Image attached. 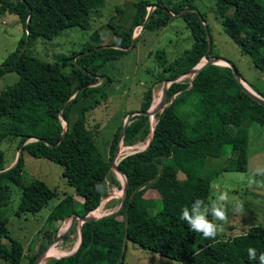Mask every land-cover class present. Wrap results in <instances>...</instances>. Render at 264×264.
Masks as SVG:
<instances>
[{"label":"trees","instance_id":"1","mask_svg":"<svg viewBox=\"0 0 264 264\" xmlns=\"http://www.w3.org/2000/svg\"><path fill=\"white\" fill-rule=\"evenodd\" d=\"M167 1L134 2L129 26L124 30L116 25L115 39L106 44L110 51L107 59L118 57L133 40L135 44V25L143 23V29H158L170 21L171 12H180L192 45L173 59L163 49L155 51L160 71L154 84L187 73L201 60L208 46L202 22L210 35L204 13L199 10L201 20L194 11L182 12L194 6L192 0ZM104 4L105 0H0V13L15 14L24 31L15 49L0 63V78L8 72L18 75L13 84L0 92V124L7 123L5 130L0 131V142L6 136L17 137L21 150L60 164L63 176L75 194L82 197L79 210L72 195L63 198L48 214L50 223H62L74 214L84 216L96 209L108 194L107 181L120 187L111 173V162L123 121L116 127L105 158L86 125L85 114L107 99L111 78L104 76L103 81L83 88L68 101L80 87L98 82L102 61L89 66L84 60L85 53L104 46L97 33L95 39L91 38L93 42L84 43L68 55L56 54L53 62L32 55L30 47L38 37L50 40L66 28H90L93 13ZM148 5L154 8L145 21ZM116 10L120 11L119 7ZM213 10L240 51L250 57L256 68L264 70V0H216ZM211 45L210 55L218 56L213 51L212 38ZM252 89L264 97L263 92ZM152 99L153 85L144 91L139 110L148 109ZM167 101L171 103L155 114L157 121L148 146L118 162L129 180L122 207L112 216L84 222L78 249L52 257L46 264H124L127 241L180 264H259L258 257L264 253V225H252L229 238L218 233L214 238H204L202 233L191 231L180 217L185 207L191 214L197 199L202 201L200 208L207 207L208 216H212L213 202L209 197L213 175L203 174L206 161L221 156L224 145H229L233 156L223 169L246 171L249 127L253 122L264 126V107L240 88L229 66L217 64L202 68L191 82H171ZM80 102L78 116L71 121L70 113ZM151 128L147 115H134L126 127L123 145L147 140ZM29 138L34 139L25 142ZM23 165L21 155L11 168L0 172V207L9 202L10 184H14L21 190L17 214L35 213L55 195V190L37 178L26 182ZM7 167L0 149V171ZM150 189H155L161 200V207L154 213L155 202L145 195ZM6 224L7 218L0 214V260L20 264L25 257L28 264H33L44 244L34 254H25L24 246L10 236ZM5 238L9 246L3 242ZM249 248L256 249L257 260L249 259Z\"/></svg>","mask_w":264,"mask_h":264},{"label":"rangeland","instance_id":"2","mask_svg":"<svg viewBox=\"0 0 264 264\" xmlns=\"http://www.w3.org/2000/svg\"><path fill=\"white\" fill-rule=\"evenodd\" d=\"M136 1L105 0L104 6L93 13L90 28L82 29L77 26L66 28L50 40L38 37L34 45L30 47L32 55L53 62L56 54L68 55L72 51H78L84 43L93 42L91 38L95 39V33L101 37V43L104 46L97 47L96 51L92 50L93 52L85 53L84 60L89 66L97 61H102L98 72L103 78L98 79V83L103 81L106 75L111 78L112 82L106 88L107 99L88 110L85 117L86 125L93 133L96 144L105 158L108 156L109 142L117 125L121 120L124 121L126 112L128 114L139 110L144 91L153 85L154 100L152 106L155 105V102L158 103L155 101L156 97L161 98L163 81L154 84L155 76L160 71V65L154 54L155 51L163 49L166 51L167 57L173 59L185 48H189L193 42L190 31L183 19L179 15H173L165 26L158 29H143L141 26L139 33L133 37H137L135 44L133 41L124 54L107 59L110 51L106 44L115 39L116 34L114 32L118 31L116 25H121L124 30L129 26L134 12L133 4ZM164 1L168 3L167 0ZM215 1L192 0L194 7H197L206 15L214 53L218 57L232 62L247 84L264 93V70L256 68L250 57L242 53L238 45L226 34L219 19L214 15ZM116 7H119L120 11H117ZM149 8L153 9L154 6L149 5ZM171 14L174 13L171 12ZM23 33L21 23L15 14L0 13V63L10 51L15 49ZM94 42H97V40H94ZM190 78V75L184 74L178 78V81H189ZM17 79L18 75L15 72L4 74L0 78V92ZM80 104L82 102L73 107L70 113L71 121L77 118V107ZM153 117L155 124V115ZM150 124L152 126L151 117ZM6 127L7 123L0 124V131L5 130ZM227 131L230 132V130ZM18 142L17 137L6 136L2 138L0 149L3 152L4 163L9 164V166L13 165L18 154L21 153L24 161L22 172L24 180L29 182L37 178L44 181L49 188L55 190V195L39 211L17 214L16 209L21 190L16 185L10 184V200L6 205L0 207L1 216L7 218L6 225L10 236L22 243L25 254L32 255L38 251L40 245L44 244L45 247L49 244L55 238L54 234L56 236L63 234L69 227L71 218L64 220L62 223L48 222L46 218L50 211L63 198L70 195L73 196L77 210H79L82 197L75 194L74 187L63 176V167L60 164L47 158L32 156L26 150H21L20 147L19 149ZM138 142H140V146L146 145L147 140ZM117 145L119 148L121 145L126 146L123 145L122 140ZM125 148L129 147L126 146ZM230 156H233V153L229 145H224L222 155L209 158L203 170V174L213 175L211 178L210 201L219 203L218 197L227 193L228 199L225 202L226 220L215 221L212 216H208L210 221L217 224V233L224 238L240 234L252 225H264V126L253 122L249 127L246 171L224 170L223 167ZM111 173H114L120 187L107 181L108 194L102 198V200L107 198L102 206V214L115 210L120 203L123 181L118 178L113 169H111ZM117 193L119 194L117 197L110 196ZM145 195L155 202L153 213L156 212L161 207V200L156 190L150 189ZM55 227L56 232H54ZM78 235L79 221L76 220L71 230L61 240L52 245L61 252L69 253L78 242ZM3 242L9 246L8 239H3ZM52 257L55 256L44 257L40 264H46ZM0 264L11 263L0 260ZM20 264H28L27 259L24 257ZM124 264H180V262L127 241Z\"/></svg>","mask_w":264,"mask_h":264},{"label":"water","instance_id":"3","mask_svg":"<svg viewBox=\"0 0 264 264\" xmlns=\"http://www.w3.org/2000/svg\"><path fill=\"white\" fill-rule=\"evenodd\" d=\"M151 10L152 9H147L145 21L148 18L149 14L151 13ZM184 11H194V12L197 13V15L199 16V18L201 20L203 19L202 16H201V13L197 9V7H194V6L193 7H189V8H186V9L182 10V12H184ZM179 14H180V12H177V13H175L173 15H179ZM202 23L204 25V28H205V31H206V34H207V39H208L207 51L205 52V54L201 58V60L194 67H192L187 73H185V74H188V75L191 76V78H190L189 81L191 82V80H192V78H193V76L195 74H197L202 68H204V67H206V66H208L210 64H217V65L229 66L231 68V70L233 72V75H234L236 81L238 82L240 88L243 91H245L252 99H254L255 101H257L259 104H261L264 107V97H262L254 89H252V87L250 85H248L242 79V77L240 76V74L238 73L236 67L234 66V64L232 62H230L228 60H225L223 58H220L218 56H211L210 55V51H211V47H212V45H211V38H210V35H209V30H208L207 25L204 22H202ZM140 25L143 26V23L140 24ZM203 59H204V61H202ZM182 75H184V74H181V75H178L177 77H174L172 79H168V80H164L163 81L161 98H160V100L158 101L157 104H155V105L152 106V103H153V101H152V103H151V105H150V107L148 109H146V110H136V111H132V112H129L128 114H126L125 119H124L123 124H122V127H121L120 132H119V140L118 141H121L122 140V138L124 136V133H125V130H126V127L130 123V120H131V118L134 115H147L149 117V120H150V117L152 115H155L156 113L161 112L165 106H167L168 104L171 103L172 99L169 102L167 101V89H168V86H169V84L171 82L178 81V78L180 76H182ZM98 76H99L98 79L103 78L100 75H98ZM97 83L98 82H90V83H87L84 86L80 87L79 89H77L75 91V93L73 94V96L68 101H70L71 99H73L77 95V93H79L83 88L96 85ZM68 101L64 105H66L68 103ZM61 118L63 120V123L66 125L67 124L66 119L63 116H61ZM153 130H154V125L151 128V133H150V135H149V137L147 139L146 145L144 146L143 149H145L148 146V144H149V142L151 140L152 134H153ZM64 136H65V133H63L61 140L63 139ZM29 139H32L33 140L34 138H29ZM29 139H26L25 142H27ZM119 149L120 148L117 145L116 148H115V150H114V154H113L112 162H111V169H113L115 173L123 174L124 175V178H125V181L123 182V184L121 186V195H120V203H119V206L115 210H113V211H110V212H107V213H104V214H101V215H98V216H94L91 213L92 211L89 212L88 214L84 215V216H81V215H78V214L72 215L70 217L71 220H70L69 227L66 229L65 233L55 236V238L49 244H47L45 247H43L37 253V255H36V257H35V259L33 261V264H40V262L46 256V252L48 251L49 247L52 244H55L59 240H61L66 235V233H68L71 230V228L74 225V223L76 222V220L79 221V240H78V243L76 244V246L69 253H65V254H63L61 256H65V255L72 254L73 252H75L78 249V247L80 245V242H81V237H82V224L84 222L96 220V219L101 218V217H104V216H112L115 213H117L119 211V209L122 207V205L125 202L126 197H127L129 180H128L127 175L120 169V167L118 166V162L116 161L117 160V157H118V154H119ZM20 156H21V153L18 154L15 163L18 162V160L20 159ZM13 165H11V166H9V167L1 170L0 172H3V171L8 170ZM101 202H102V200H101ZM101 202H100V204H101ZM100 204H99V206H100ZM124 251H125V246H123V248H122V254L124 253ZM61 256H56V258H59Z\"/></svg>","mask_w":264,"mask_h":264},{"label":"clouds","instance_id":"4","mask_svg":"<svg viewBox=\"0 0 264 264\" xmlns=\"http://www.w3.org/2000/svg\"><path fill=\"white\" fill-rule=\"evenodd\" d=\"M227 193L218 197V201L213 203L211 208L212 217L215 221L226 220V209L225 202L227 201ZM202 201L200 199L196 200L195 206L191 210L185 207L181 214V219L187 222L190 230L197 233H202L204 238H214L218 232V226L216 223L208 219L209 209L205 207L200 208ZM248 257L250 260H257V253L255 248L248 249ZM259 264H264V253L260 254L258 257Z\"/></svg>","mask_w":264,"mask_h":264},{"label":"bare ground","instance_id":"5","mask_svg":"<svg viewBox=\"0 0 264 264\" xmlns=\"http://www.w3.org/2000/svg\"><path fill=\"white\" fill-rule=\"evenodd\" d=\"M202 61H204V59L202 60ZM246 85V84H245ZM247 86V85H246ZM159 96H160V94H158ZM159 97H156V99H155V101H159ZM155 104H156V102H155ZM157 121V120H156ZM151 122H152V126L154 125V117H153V115L151 116ZM155 126V125H154ZM127 149V148H126ZM117 176H118V178L121 180V181H125V178H124V175L123 174H120V173H117ZM119 194L117 193V194H111L110 196L111 197H117ZM106 199L107 198H105L104 200H102V202H101V204H100V206L98 207V208H96V209H94L93 211H92V214L94 215V216H98V215H101L102 213H101V210H102V206H103V204H104V202L106 201ZM79 236V235H78ZM78 243V242H77ZM76 243V244H77ZM76 244H75V246H76ZM71 251V250H70ZM63 254H65V252H61L60 250H58L54 245H52L51 247H49V249H48V251L46 252V256H55L56 257V255L58 256V255H63ZM45 256V257H46Z\"/></svg>","mask_w":264,"mask_h":264},{"label":"built area","instance_id":"6","mask_svg":"<svg viewBox=\"0 0 264 264\" xmlns=\"http://www.w3.org/2000/svg\"><path fill=\"white\" fill-rule=\"evenodd\" d=\"M147 9H150L149 8V5L146 7ZM141 29V25H135L132 29V36L135 37L139 31ZM154 100V93H153V99L152 101ZM140 142L134 144V145H126L128 146L129 148H125L126 146H122L120 147L119 149V154H118V157H117V162H119L120 159H122L123 157H125L126 155L132 153V152H135V151H138V150H142L144 148L145 145H139Z\"/></svg>","mask_w":264,"mask_h":264},{"label":"crops","instance_id":"7","mask_svg":"<svg viewBox=\"0 0 264 264\" xmlns=\"http://www.w3.org/2000/svg\"><path fill=\"white\" fill-rule=\"evenodd\" d=\"M104 205V204H103ZM64 228H66V227H64Z\"/></svg>","mask_w":264,"mask_h":264}]
</instances>
